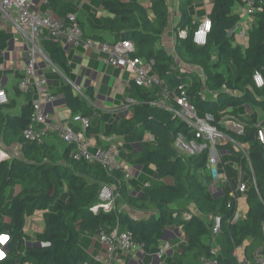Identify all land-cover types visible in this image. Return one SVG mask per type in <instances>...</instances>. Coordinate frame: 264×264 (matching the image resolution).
<instances>
[{
  "label": "trees",
  "instance_id": "1",
  "mask_svg": "<svg viewBox=\"0 0 264 264\" xmlns=\"http://www.w3.org/2000/svg\"><path fill=\"white\" fill-rule=\"evenodd\" d=\"M52 1L47 0V4L54 15ZM254 1L255 22L245 48L234 45L235 35L229 36L242 18L235 11L238 5L245 6L242 0H212L209 13L212 29L205 46L193 42V33L199 27L192 14L196 0H179L174 53L162 45L172 18L168 0H153L149 8L137 2L101 0L108 17L84 24L77 19L84 39L100 43L131 41L136 47L135 57L154 61L153 71L160 83L145 88L132 82L129 93L133 116L109 124L103 132L110 138L108 142L100 139L99 125H92L98 112L76 95L71 85L64 83L63 92L73 116L91 119L88 136H96L106 148L121 141L124 161L137 170L154 166L156 174L146 177L145 184L149 186L144 184L138 192L130 193L121 171L108 172L98 163L75 159V145L67 146L61 153L46 140L41 143L27 140L24 132L32 123L33 102L15 114L17 100L10 99L0 107V147L9 149L18 145L20 155L0 161L3 216L0 236H7L6 254L0 256V264H93L81 246L83 235L99 238L102 233L110 234L116 229L131 233L134 240L143 244L146 253L157 252L161 235L171 228L182 230L185 245L179 257L170 258L167 264H204L203 259L239 264L234 255L239 247H244L248 259L255 262L254 254L264 245V148L259 140L264 121L260 123L254 112L257 108L264 112V86L259 88L254 81L256 72L264 78V2ZM181 31H186L187 37H181ZM12 36L0 29L1 51L9 47ZM44 49L52 63L69 75L71 67L61 41H45ZM180 88L186 91L201 116L213 114L219 129L233 140L218 148L229 150L234 156L244 180L256 179V184H249L245 193L248 213L234 224L238 206L230 197L231 192L226 188L216 195L210 190L213 179L207 168L209 146L199 153L181 155L175 147L179 137L193 142L195 134L182 119L157 104L165 100L168 106L172 105V95L180 92ZM165 91L169 92V98L163 97ZM245 107L253 109L250 117L242 114ZM230 119L245 127L243 134L224 126ZM148 134L154 137V142L144 140ZM19 181L27 182L26 187L6 205L8 190ZM64 182L67 198L52 209ZM105 185L116 188L119 195L116 206L94 211L101 203ZM129 209L149 215L140 217ZM41 211H48L44 214V231L30 244L26 223ZM217 217L221 219V230L217 236L219 254L215 255L212 227Z\"/></svg>",
  "mask_w": 264,
  "mask_h": 264
},
{
  "label": "built area",
  "instance_id": "2",
  "mask_svg": "<svg viewBox=\"0 0 264 264\" xmlns=\"http://www.w3.org/2000/svg\"><path fill=\"white\" fill-rule=\"evenodd\" d=\"M261 1L264 2V0ZM45 2L47 3V0H45ZM242 2L245 3V6L238 5L235 8V11L241 15L242 18L237 26L229 32L230 36L236 33L243 35L240 30L244 28L247 23L246 21L253 19V15L256 11V3L254 0H242ZM68 20L72 23L71 27H67L64 22L55 18L50 9L44 12L37 9L34 0H0V22L5 24V29L11 26V33L15 37V40H23L28 48V64L24 70L25 75L20 83V88L23 91H27L30 87H34L37 94V98H35L33 102L34 113L32 123L25 130L24 136L27 140L41 143L49 135L57 134L62 141L69 145L76 146L75 159L86 160L89 163H98L104 166L108 172L121 171L127 182H130L135 178L136 170L133 166L122 160L121 150L118 144H111L107 148L94 145L84 133L74 132L69 127L68 123L47 122L44 113V105L51 103L54 97L48 88L47 77L44 74L38 73V64L39 61L42 60L51 66H55L45 52V41L59 40L64 44L74 47L81 45L85 47H94L105 55L104 61L106 65L128 70L131 72L133 81L136 85L152 88L160 83V78L153 71L154 61L135 57L136 47L131 41L122 40L116 43H100L93 40H86L83 38V32L78 24L77 16L71 14L68 16ZM0 29H2L1 23ZM211 29L212 21L210 18H206L193 33V42L198 46L207 45ZM180 36L187 37V32L181 31ZM254 81L257 87L261 88L264 86V78L260 72L255 73ZM70 84L76 94H82L76 85L73 83ZM179 90L180 92L173 93L172 95V105L168 106L165 100L157 104L166 107L174 113L176 117H179L185 122L187 127L195 134V141L191 142L193 146L197 148L196 143L198 140L205 142L209 146L210 154L207 168L213 180L216 181L220 175L219 164L221 162L218 146L223 141L229 140V142H233V140L219 129L213 114L206 113L201 116L197 108L187 97L186 91L182 88ZM163 97L165 99L169 98V92L165 91ZM9 101L10 98L8 93L4 88L0 87V107L7 105ZM73 122L80 124L83 128V132L91 126V119L83 115L73 116ZM227 129L237 134H243L245 131V127L235 120L227 122ZM179 139L181 141L183 137H179ZM144 140L146 142H154L155 139L152 135L148 134L145 136ZM259 140L264 148V129L259 130ZM184 144L188 145L186 143ZM204 148H202L201 151ZM92 149L94 151H92ZM242 149L244 148L242 147ZM10 158V155L0 148V161L9 160ZM251 183L256 184L255 177L252 178ZM248 185L249 184L244 182V173L241 169L238 179V188L230 193V197L236 200L237 206H239L238 201L240 195L245 196V193L248 191ZM118 197L119 195L114 186H103L100 195L101 203L95 206L93 210L98 211L100 208L113 209L116 206ZM187 217H191V215H187ZM245 217V214H238L237 208V213L232 223L234 224L239 219ZM220 230L221 219L217 217L214 219L212 227V245L215 255L219 254L217 236L220 234ZM98 240L108 253V258L106 260H103L101 257L95 258L97 262L103 264H114L119 253L131 254L137 251H145L143 244L134 240L131 233L121 232L119 229H116L110 234L102 233L99 235ZM170 248V244L162 245L156 254L158 259L164 261ZM241 249H244V247L237 248L234 253L239 264H264V245L254 254V263L248 259L245 252L241 255ZM203 261L204 264H220L216 259H203Z\"/></svg>",
  "mask_w": 264,
  "mask_h": 264
},
{
  "label": "crops",
  "instance_id": "3",
  "mask_svg": "<svg viewBox=\"0 0 264 264\" xmlns=\"http://www.w3.org/2000/svg\"><path fill=\"white\" fill-rule=\"evenodd\" d=\"M123 1L137 2L146 8H149L153 3V0ZM207 1L208 0H196L194 7L192 8L193 19L195 22H198L199 25L204 22L206 18H210L209 13L212 10V6H210ZM52 2L55 17L64 22L67 27L72 26V23L68 20V16L71 14L76 15L77 19H79V21L83 24L91 19H99L101 17L109 16L108 12L102 10L100 0H53ZM168 3L172 14L180 19L179 0H168ZM34 4L40 11L44 12L49 10V5L45 2V0H34ZM178 22L179 20L173 23L172 28H169L162 39V45L165 46L171 53H174V27ZM246 22L247 23L244 28L240 30L243 35H239L240 33L234 34L236 37L234 38V45H240L242 48H245L248 45L249 30L252 28L255 21L253 18ZM247 26L249 27V30L246 34L245 31ZM246 36L247 41H244L243 39H245ZM12 37L13 38L10 41L9 47L3 51L0 50V87L6 90L10 99L17 100L18 106L14 113L20 114L22 107L29 102H34L35 98H37V94L34 87H30L27 91H23L20 88V83L25 75L24 70L28 64V48L23 40L16 41L15 37ZM61 44L66 50L68 62L71 67L69 75L64 74L56 66H51L42 60H40L38 64V73L44 74L47 77L48 88L54 97V100L51 103L44 106V113L46 115L47 122L68 123L69 127L74 132L84 133L88 139L91 140L92 144L103 146L100 144L99 139L96 136L90 137L87 135L88 129L83 132L81 125L73 122V113L64 102L63 84L65 83L71 85L70 83H73L76 85L82 93L81 95L79 94L81 99L93 108L96 113L98 112L97 119L92 121V125H95V123L98 122L97 125H99L101 129L100 139L104 142H108L110 138L104 136L103 132L109 124L119 121L122 118L130 119L133 116L131 109L133 101L131 100L129 93L130 86L133 82L132 74L128 70L106 65L104 61L105 55L94 47H85L83 45L74 47L64 44L63 42H61ZM252 112L253 109L249 107H245L242 110V114L247 117H250ZM254 112H256L258 116L259 122L263 123L264 112L260 108L254 110ZM104 114L106 116L103 117L102 115ZM235 121L238 122V120ZM224 126L227 127V124H224ZM56 139L61 140L57 134H52L46 137L45 140L57 147L55 143ZM116 144L120 146L121 150L123 143L120 141ZM67 146H69V144L66 143L61 153ZM0 148L10 155V159L20 155V147L18 145L9 149ZM188 148H190V146L185 145V149ZM92 151L94 150L92 149ZM218 152L221 157V162L219 164L220 175L216 181L212 180L210 190L213 194L220 195L222 193L219 185H223L224 191L227 188L232 193L238 188L237 184L241 167L235 161L234 156L226 158L222 150L219 148ZM135 170V178L128 182L130 193H136L144 186L146 177L150 176L148 173H152L151 175L156 174V168L154 166H152V168L150 167ZM244 182L246 184H250L252 179L245 178ZM124 209L127 208L124 207ZM129 210L132 214L139 215L140 217L149 215V213H140L131 209ZM47 212L48 211L37 212L34 216L28 218L27 220L25 232L27 235V232L32 230L31 235L33 242L35 241V236L44 231V214ZM179 230L181 234H179V238L176 242H172L175 238H173V235L168 233L170 231L175 232L176 228L169 229L160 237V247L164 244L171 245L164 261L158 259L156 255L159 250L158 249L157 252L151 253H146V251H137L131 254L119 253L114 264H167V261L170 258L179 257L181 249L183 245H185L184 233L181 229ZM81 246L90 256L94 262L93 264H103L97 262L95 260L96 257H101L103 260L108 258L106 249L99 243L98 237L93 234H84Z\"/></svg>",
  "mask_w": 264,
  "mask_h": 264
},
{
  "label": "rangeland",
  "instance_id": "4",
  "mask_svg": "<svg viewBox=\"0 0 264 264\" xmlns=\"http://www.w3.org/2000/svg\"><path fill=\"white\" fill-rule=\"evenodd\" d=\"M100 2H101V0H100ZM207 2H208V4L210 6H212V0H208ZM172 16L173 17L171 18V21H170V27L171 28L173 26V23L177 22L179 20V18L175 17L173 14H172ZM0 23H1V27H2L3 31H7V32H11L12 31L11 26L6 27V29H5V24L3 22H0ZM248 26L246 27V31H245L246 34H247L248 30H249ZM243 40L247 41V36ZM227 122L228 121H225L224 124H227ZM97 124H98V122L95 123V125H97ZM55 143H56L57 147L59 148L60 152L62 151V149H64V146L66 144V142H63L62 140H59V139H56ZM184 143L188 144L190 146V148L185 149V146H184L185 144ZM196 144H197V148H196V146H193V143H191V141H187V140H184V139L180 141V139H178V141L175 144V147L177 148V150L179 151V153L181 155L187 156V155H191V154H194V153H199L202 148H204V147L206 148L208 146L205 142H200V143L197 142ZM227 144H229V140L223 141L220 145L223 146V145H227ZM222 152L224 153V156L226 158L232 157V154L229 153V150H222ZM150 167L152 168V166H150ZM151 174L152 173H148V175H151ZM26 185H27V182L19 181L14 187L10 188L8 190V192H7V199H6L5 204L8 205L11 202L12 196L17 194V192L19 190H21L22 188L26 187ZM219 187L221 189V193H224L223 185H219ZM67 194H68L67 183L64 182L60 197L58 198V200L56 202H54L51 205V207L53 206V208H55L59 203L65 202V200L67 198ZM248 210H249V206H248V203H247V199L245 198L244 195H240V197H239V206H238V214H240V215L247 214ZM2 218H3V216L0 213V219H2ZM31 232H32V230H29L27 232V235H26L27 241L30 244L33 243ZM168 233L173 235V238H175L174 241H172V242H176V240L179 238V234H181L179 229H176L175 232L174 231H170ZM6 250H7V236L6 235H2V236H0V256H4L6 254ZM240 253H241V255L244 254V249H241Z\"/></svg>",
  "mask_w": 264,
  "mask_h": 264
}]
</instances>
